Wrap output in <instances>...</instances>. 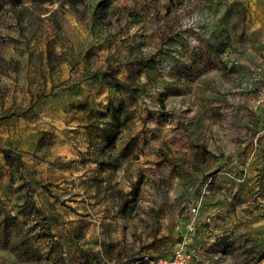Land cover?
Returning <instances> with one entry per match:
<instances>
[{
    "label": "rangeland",
    "instance_id": "rangeland-1",
    "mask_svg": "<svg viewBox=\"0 0 264 264\" xmlns=\"http://www.w3.org/2000/svg\"><path fill=\"white\" fill-rule=\"evenodd\" d=\"M97 2L0 0V264L264 262V175L234 200L209 150L264 87V0Z\"/></svg>",
    "mask_w": 264,
    "mask_h": 264
},
{
    "label": "crops",
    "instance_id": "crops-1",
    "mask_svg": "<svg viewBox=\"0 0 264 264\" xmlns=\"http://www.w3.org/2000/svg\"><path fill=\"white\" fill-rule=\"evenodd\" d=\"M235 1L243 2V0ZM258 74L260 78L264 79V65L260 67ZM262 89L259 91L260 93L252 95L249 98L248 107L254 112L247 110V112H244L243 117L241 116L238 120L239 125L246 128L244 134L243 132L238 133L231 125L222 131L217 129L215 130V134L220 133L222 137L212 141L209 146V150L213 156L226 154V163L217 173L218 180H224V182H221V185H225L226 189H222V191L226 193L225 190H227L226 195L234 198V200H238L243 196V170L246 171L247 177H251L250 175L253 173L264 175V159L261 151L258 148H255L253 152H250L253 149H247L251 145L248 141L251 140V143L253 141V133L261 130V135L264 133V87ZM219 197L225 198L224 195L217 196V198ZM239 203L243 204V200H240ZM217 204L222 206L221 202H215L213 206L217 207ZM213 229L217 230L219 228H199L198 232L194 234V236H197V239L194 240L191 246L194 248L198 246V240L202 239L205 234L201 231H213ZM209 235H217V233H209ZM258 264H264V262Z\"/></svg>",
    "mask_w": 264,
    "mask_h": 264
},
{
    "label": "trees",
    "instance_id": "trees-1",
    "mask_svg": "<svg viewBox=\"0 0 264 264\" xmlns=\"http://www.w3.org/2000/svg\"><path fill=\"white\" fill-rule=\"evenodd\" d=\"M85 1L86 0H64V3L70 5L71 7L74 8V7H77L78 5L84 3ZM113 1L114 0H98L96 7L94 9V15L97 18V20L99 21V23H102V24L106 23V20H105L106 15H107V12L110 9ZM108 83L110 85L118 87V88L125 86V83L117 77H111L108 80ZM160 99H161V97H160ZM131 119L132 118L129 116V114H126L124 116L123 122H128ZM203 148L205 149V151H207L206 147L203 146ZM4 153H5V158H6V164L12 165L13 162L11 160L10 154L6 150Z\"/></svg>",
    "mask_w": 264,
    "mask_h": 264
},
{
    "label": "built area",
    "instance_id": "built-area-1",
    "mask_svg": "<svg viewBox=\"0 0 264 264\" xmlns=\"http://www.w3.org/2000/svg\"><path fill=\"white\" fill-rule=\"evenodd\" d=\"M191 210L195 214H199V206H194ZM207 222H210L209 218L207 219ZM190 230L195 231V226H190ZM184 244H186V242H184L180 248L174 250L171 254L152 258L146 257L145 259L148 264H188L189 253Z\"/></svg>",
    "mask_w": 264,
    "mask_h": 264
}]
</instances>
